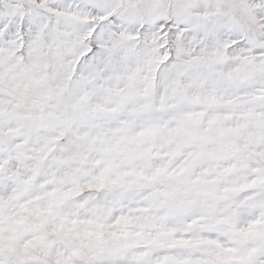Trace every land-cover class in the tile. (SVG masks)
<instances>
[{"label": "snow or ice", "instance_id": "1", "mask_svg": "<svg viewBox=\"0 0 264 264\" xmlns=\"http://www.w3.org/2000/svg\"><path fill=\"white\" fill-rule=\"evenodd\" d=\"M0 264H264V0H0Z\"/></svg>", "mask_w": 264, "mask_h": 264}]
</instances>
